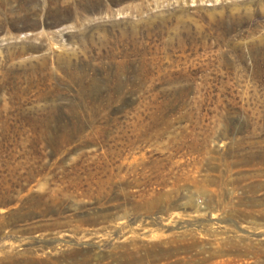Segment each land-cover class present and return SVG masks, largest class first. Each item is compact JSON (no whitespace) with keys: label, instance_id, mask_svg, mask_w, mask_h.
<instances>
[{"label":"rangeland","instance_id":"obj_1","mask_svg":"<svg viewBox=\"0 0 264 264\" xmlns=\"http://www.w3.org/2000/svg\"><path fill=\"white\" fill-rule=\"evenodd\" d=\"M263 252L264 0H0V264Z\"/></svg>","mask_w":264,"mask_h":264},{"label":"bare ground","instance_id":"obj_2","mask_svg":"<svg viewBox=\"0 0 264 264\" xmlns=\"http://www.w3.org/2000/svg\"><path fill=\"white\" fill-rule=\"evenodd\" d=\"M224 252H222L220 250L219 254L215 257V255L211 256L208 260H213V259H216L217 257H221L223 255ZM237 253V252H236ZM239 255V254H238ZM241 256V255H240ZM239 256V257H240ZM261 256V255H260ZM262 258V257H260ZM263 258H264V252H263ZM259 259V258H258ZM205 261H199V262H195V264H204L205 262H207L208 260L207 259H204ZM233 260L232 261H229V260H226V261H217V262H213L211 264H232Z\"/></svg>","mask_w":264,"mask_h":264}]
</instances>
